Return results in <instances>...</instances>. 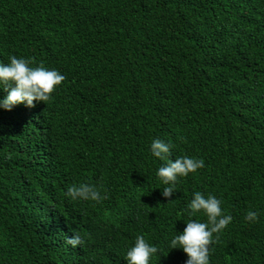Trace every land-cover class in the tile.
<instances>
[{
  "label": "trees",
  "instance_id": "obj_1",
  "mask_svg": "<svg viewBox=\"0 0 264 264\" xmlns=\"http://www.w3.org/2000/svg\"><path fill=\"white\" fill-rule=\"evenodd\" d=\"M10 56L64 79L0 109V264H126L138 235L149 264H184L193 192L232 217L209 264H264V0H0ZM153 139L204 162L168 198ZM82 183L105 198L66 195Z\"/></svg>",
  "mask_w": 264,
  "mask_h": 264
},
{
  "label": "clouds",
  "instance_id": "obj_2",
  "mask_svg": "<svg viewBox=\"0 0 264 264\" xmlns=\"http://www.w3.org/2000/svg\"><path fill=\"white\" fill-rule=\"evenodd\" d=\"M64 79L56 69L41 66L31 67L25 58L8 57L7 63H0V90L5 95L0 97V109L10 110L13 106L23 103L31 107L35 102H46L54 88ZM151 155L164 160L163 166L156 169L155 175L161 183L167 185L162 188V196L168 198L176 191L175 182L178 177H184L204 166L202 159L181 156L168 159L170 144L153 139L150 144ZM66 195L72 199L91 200L99 202L102 197L97 187L91 184H79L69 187ZM221 201L208 194L206 197L200 192H193L192 199L187 204L189 216L202 211L206 221L190 219L182 231L176 232L169 240V250L180 248L186 253L184 264H209V246L214 243L213 233H217L227 226L232 217L222 213ZM257 213L248 211L245 220L254 222ZM66 243L75 247L81 243L80 237L73 234L66 238ZM158 249L148 243L143 236H136L133 245L128 248L124 259L126 264H149L150 258Z\"/></svg>",
  "mask_w": 264,
  "mask_h": 264
}]
</instances>
